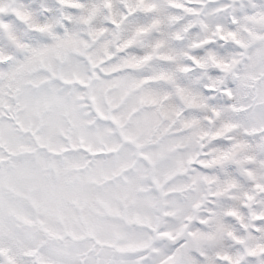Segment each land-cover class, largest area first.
<instances>
[{"label":"snow or ice","instance_id":"snow-or-ice-1","mask_svg":"<svg viewBox=\"0 0 264 264\" xmlns=\"http://www.w3.org/2000/svg\"><path fill=\"white\" fill-rule=\"evenodd\" d=\"M0 264H264V0H0Z\"/></svg>","mask_w":264,"mask_h":264}]
</instances>
